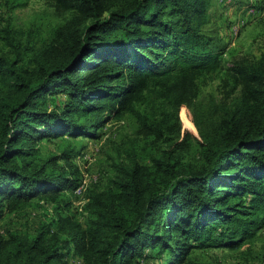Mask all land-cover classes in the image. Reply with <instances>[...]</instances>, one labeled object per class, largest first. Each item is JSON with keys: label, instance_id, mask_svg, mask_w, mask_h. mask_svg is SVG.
<instances>
[{"label": "trees", "instance_id": "trees-1", "mask_svg": "<svg viewBox=\"0 0 264 264\" xmlns=\"http://www.w3.org/2000/svg\"><path fill=\"white\" fill-rule=\"evenodd\" d=\"M54 3L74 15L31 54L30 69L0 55V216L2 208L20 209L40 194L56 200L76 185L71 150L34 160L40 138L94 136L138 97L142 80L173 100L193 95L194 80L212 72L221 53L201 32L205 0ZM236 70L258 87L221 117L215 133H197L200 163L169 154L150 157L148 166L134 157L118 163L112 188L87 199L85 228L66 215L32 235L0 234V264H69L62 251L70 245L83 264H145L135 256L153 245L166 251L164 264H194L184 261L190 247L235 249L251 240L264 226V71ZM50 93H63V105L38 107Z\"/></svg>", "mask_w": 264, "mask_h": 264}, {"label": "rangeland", "instance_id": "rangeland-1", "mask_svg": "<svg viewBox=\"0 0 264 264\" xmlns=\"http://www.w3.org/2000/svg\"><path fill=\"white\" fill-rule=\"evenodd\" d=\"M73 15L70 10L56 8L54 0H0V55L10 60L17 58L18 65L30 69L31 54L47 46L55 31ZM3 29L9 32L13 46L4 38ZM201 32L217 41L221 53L216 68L194 80L193 95L191 92L173 100L160 92L154 81L142 80L138 97L103 121L94 136L64 135L40 138L35 143L34 160L59 157L61 152L71 150V163L77 167L76 172L70 171L72 179L78 185L83 176L85 188L79 196L68 189L65 196L60 191L56 200L49 194H40L20 209L8 212L2 208L1 235H32L42 225L66 215L85 228L90 217L84 207L87 199L111 189L115 165L128 163L130 157L145 166L150 157L164 154L180 163L201 162L197 133H215L221 117L239 105L243 94L258 87L257 83L245 84L236 67L264 71V0H205ZM64 100L63 93H50L38 107H61ZM103 116L104 113L98 119ZM77 119L85 122V117ZM57 163L63 162L58 159ZM67 196L71 204L64 205ZM159 221L160 217L154 216L151 229L155 230ZM62 253L69 264H83L71 245ZM167 257L164 249L153 245L143 247L135 259L145 264H164ZM188 260L194 264H264V226L235 249L190 247L184 254V261Z\"/></svg>", "mask_w": 264, "mask_h": 264}, {"label": "built area", "instance_id": "built-area-1", "mask_svg": "<svg viewBox=\"0 0 264 264\" xmlns=\"http://www.w3.org/2000/svg\"><path fill=\"white\" fill-rule=\"evenodd\" d=\"M84 188H85V178L82 176L80 183L78 185L74 186L72 188V190L70 191V193L73 194L74 196H79L80 193L84 190ZM73 204H74V202H73ZM81 206L79 207V209L81 208Z\"/></svg>", "mask_w": 264, "mask_h": 264}]
</instances>
